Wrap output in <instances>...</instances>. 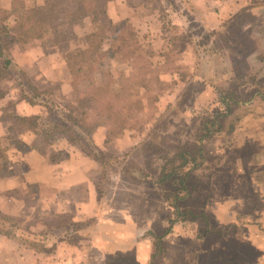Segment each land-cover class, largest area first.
Instances as JSON below:
<instances>
[{"label": "rangeland", "instance_id": "1", "mask_svg": "<svg viewBox=\"0 0 264 264\" xmlns=\"http://www.w3.org/2000/svg\"><path fill=\"white\" fill-rule=\"evenodd\" d=\"M190 3L202 7L206 2L205 0H110L107 5L109 17L114 22L129 19L144 57L138 63V66H135L132 70L129 69L127 62L118 59L106 60L104 68L111 71L117 81H119L120 74H123V79L119 82L122 91H125V95L128 96V92L134 91L127 101L116 105L114 108L117 111L124 105L125 110L121 111V114H124L128 111L129 106H133L134 102L131 101L140 99L143 109L141 111L129 110L127 113L129 130L118 139H110L109 143L104 142L102 151L96 146L95 141L98 134L100 140L105 139L104 128L97 129L89 136L75 128V132L77 131L79 134L78 141L75 144H70L65 139L60 138L46 147L45 155H41L45 158L46 163L50 164H56L66 159L69 156L67 149L61 151L53 149L58 141L64 140L70 145V150L71 148L78 149L80 152L97 159L103 165L104 171L107 170L106 173L102 174V182L104 183L100 187L101 199H105L110 192L114 191L116 188L115 178L117 184L123 182V185H121L127 187V190L128 185L132 184V190H135L140 186V181L143 182L148 179L156 185L157 196H161L164 203H167L164 196L171 195L174 188L169 183L160 185L155 182L164 164L162 157L164 155L171 157V155L181 151H191L192 149L194 151L195 146L198 144V137L205 133L202 131L204 122L216 120L223 128L227 115L216 118L217 115L226 113V107L222 101L227 100L229 110L233 109L238 101L234 94L235 89L244 82H253L256 78L252 73L255 71L254 67L249 66L250 60L256 59L258 63L264 61V24L261 28L252 30L249 34L241 35L234 28L235 24L230 25L231 20L229 19L225 20L226 26H223L222 30L214 29L212 28L214 27V19H210L203 14L192 15L189 12ZM262 6H264V3ZM246 20L252 21L250 18ZM241 21L244 22V20ZM253 21L258 25L259 21ZM207 24L211 29L208 26L204 28ZM73 32L75 37L71 38L61 55L69 84L73 87L75 83L74 85H78L82 89L86 84L84 75L88 73V68L85 64L77 63L69 56L65 57L64 54L73 51L74 47L82 46V36L89 32L88 20L76 26ZM149 53H153V56L151 57ZM160 53H162L161 57H159ZM67 65L71 67L73 72H69ZM11 68L12 66L7 72L8 78L2 82V85L6 86L9 93L12 92L15 100H17L18 91L22 89L29 93L27 88L31 83L21 72L17 74L15 70H10ZM128 71L131 73L130 78L127 75ZM144 71H147V73L143 75ZM255 74L257 73L255 72ZM141 77L146 79L147 88H145V91L140 87ZM156 78H158L160 85L156 83ZM97 82L99 81L97 80ZM260 85V92L263 90L260 93L262 95L264 93V81ZM56 88L57 86L54 83L39 89V92L50 90L49 95L37 99V105L48 110L47 116L41 118L44 121L43 123L47 125L64 122L66 118L61 108L72 101L74 96L73 90H71L69 98L61 96L56 92ZM200 91L201 93L197 95ZM15 93L17 94L15 95ZM28 95L31 96L32 94ZM157 95L159 96L158 100L154 102L152 99ZM42 102L44 104H40ZM217 102L224 107V110H218ZM51 104L57 105L52 108L54 109L52 111L48 109ZM212 105L215 108H211ZM11 108L12 102H9L5 105L4 110L16 115ZM87 118L86 122L88 123L95 121L93 112L89 113ZM3 122L6 125V134L0 141V150L4 149L10 168L13 163H11L12 158L14 159L12 155H15L16 152L24 154L31 149L20 138L22 134L28 132L27 130L22 129L23 127L18 124H14L9 131L8 127H11V122ZM231 125H233V120L230 123ZM214 129L215 127L212 128V130ZM214 134L203 141L204 161L202 167L191 173L188 181L190 196L179 203L183 211L193 212L195 215L204 214V207L210 196L212 197L211 202L217 203L220 199H223L222 197H226L225 195L232 194L231 191L226 189L221 191L217 186L216 190L211 188L213 179L210 170L219 162L218 158L210 153L213 148L211 147L208 151L209 147L206 143ZM123 138H125V141ZM118 140H122L121 148L116 144ZM124 142L128 145V149L119 152L121 149H125L122 146ZM20 149H23V151ZM153 149L160 152L156 154ZM195 154L197 161H199L198 153ZM210 154H212L211 158H206V155ZM54 157L57 160L51 162ZM206 162H208L207 165ZM119 170L124 174L122 178L117 172ZM212 176L214 177V175ZM51 194L50 191L37 185H27L26 187L22 186L5 191H3V187H0V207L12 200L19 201L21 205L20 216H9L16 219L15 223L8 222L6 226L0 224L2 233L9 231L10 228L13 229L11 231L12 236L8 238L9 241L5 245L0 242V245L5 246L3 249L7 253L15 251V256L9 257L13 264H35L34 260L30 258L29 251L31 250L34 252L39 251V253H41L40 251L45 252L46 257L44 255L38 258L37 264L149 263L151 255L154 253L153 244L151 251H148L149 259L147 263L143 254L133 258L127 255H118L112 258L107 255L100 258L98 254L96 255L95 252L90 250L94 244L90 234H86V232L90 233L93 230L92 227L96 225L95 220L79 223L74 222L69 215L60 216L52 213L50 215V212L45 211L44 207L45 204H48L45 199H50ZM143 194L141 193V195ZM125 195L124 193L119 197L115 196L117 198L114 200L117 203L113 202L111 204L113 209L116 207L117 211H128L120 204L121 198H128V194ZM139 199H141L140 195L138 196ZM147 200L144 201L143 197L144 205H146ZM98 202H100L101 208L109 206L107 200L99 199ZM211 204L210 213L212 214ZM126 206L128 207V204ZM3 216L8 215L0 211V217ZM156 216V222H150V227L158 231L160 226L157 220L161 219L162 212H156ZM189 223H194V225L190 227L186 224L184 230H196L197 240L204 237L206 233L221 236L222 229L213 228L211 225L210 227L207 226L203 218ZM257 230L264 242V222L257 225ZM1 237L3 236L1 235ZM61 243L63 245L57 248ZM98 245H100V242L95 244V248ZM200 245L188 241L181 246V250L176 243L172 242L168 246H170V255L174 258L171 261L168 260V254L167 260L162 257V261L159 263L155 261V264H205L204 255L198 253V249H201ZM230 246L231 244H225V248H230ZM192 249H195L194 255L190 254ZM231 249L234 250V248ZM18 250L25 252H20L19 257ZM83 250H86L87 254L85 256L82 255ZM226 250H224V253ZM208 251V254H216L221 264H240L236 261L235 256L234 259H229L219 253V249H215L210 240H208ZM175 255L178 261L175 260ZM258 255L264 260L263 248L261 254H251L255 258ZM222 257L225 260H222Z\"/></svg>", "mask_w": 264, "mask_h": 264}, {"label": "crops", "instance_id": "2", "mask_svg": "<svg viewBox=\"0 0 264 264\" xmlns=\"http://www.w3.org/2000/svg\"><path fill=\"white\" fill-rule=\"evenodd\" d=\"M11 1L0 0V6L8 9ZM24 1L26 5L32 6L42 5L46 0ZM205 2L207 4L205 3L202 7L190 3L189 12L192 15L203 14L214 19V27H212L214 29L222 30L223 26H226L225 20L229 19L231 20L230 25L235 24L234 28L241 35L249 34L264 24V6H262L264 0H205ZM247 18L252 21L246 20ZM253 20L259 21L258 25ZM207 26L208 24L204 28ZM88 33L86 32L85 35ZM84 36H82L81 45H83ZM9 56L13 64L10 70H15L17 74L21 72L38 91L55 83L56 92L66 98L70 97L72 86L66 78L67 72L63 57L56 48L44 49L39 43L25 47L14 44L9 50ZM249 66H253L255 69L252 72L256 77L255 80L244 82L235 89L234 94L238 100L236 105L228 111L222 130L212 135L206 143L209 147L208 151L211 147L213 148L210 153L217 157L219 162L210 170L213 179L211 188L216 190L217 186L221 191L226 189L232 193L225 195L226 197H222L223 199L217 203L211 202L212 197L210 196L204 207L207 226L211 225L213 228L222 229L221 236L206 233L204 237L197 240L196 230H184L186 224L191 227L194 223H176L171 232L163 238L164 248H166L165 260L168 259V254V260L171 261L174 258L170 255V246L168 245L174 242L182 250L181 246L189 241L193 244H201L198 253L204 255L205 264H221L216 254H208V240H210L215 249H219V253L225 255L226 258L234 259L235 256L236 261L240 264H264V260L259 255L256 258L251 256L253 253L261 254L262 248L264 251V242L257 230V225L264 222V93L260 94L263 92V90L260 92V84L264 81V61L258 63L256 59H252ZM200 93L201 91L197 95ZM9 102H12V112L21 117L45 118L48 113L45 107L15 100L12 92L9 93L0 100V141L6 134V125L1 120V110H4L5 105ZM217 105L219 106L218 110H224V107L218 102ZM211 108H215V106L212 105ZM232 120L233 125L230 126ZM20 138L31 150L24 154L16 152L15 155H12L14 159L12 158L11 163H13L10 169L13 174L0 179V187H3V191L27 185L42 187L52 193L50 199H45L48 204H45L44 207V210L50 212V215L51 213L60 216L69 215L74 222L79 223L95 220L96 225L92 227L93 230L86 234H90L94 244L90 250L96 255L98 254L100 258L107 255L111 258L118 255H127L133 258L143 254L147 263L148 251H151L154 236L163 233L168 226V221L173 218L172 208L164 203L161 196H157L158 192L155 191L156 185L153 181L148 179L140 181V186L135 190H132V184H130L127 190V187H122L123 182L117 184L115 178L116 188L105 199H101L100 187L104 183L102 174L107 170L104 171L103 165L97 159L78 149L71 148L70 150V145L61 140L53 146V149L60 151L67 149L69 156L56 164L46 163L45 158L33 149L36 139L34 133L25 132ZM123 139L125 141V138ZM104 142L105 139L100 140L98 134L95 144L101 151L104 149ZM121 142L122 140L116 142L119 148H121ZM226 142L227 144H225ZM122 146L125 149H121L119 152L128 149L125 142ZM212 154L206 155V158H211ZM207 164L208 162H206ZM206 171L208 172V170ZM117 172L121 178L124 176L122 171ZM123 192L126 194L125 196L128 194V198H121L120 204L128 211H117L116 207L113 209L111 204L116 202L114 199L124 194ZM141 193L144 194L141 195ZM139 195L141 199L138 200ZM143 197L144 201L148 199L146 205L143 204ZM99 199L107 200L109 206L101 208ZM210 204L212 214L210 213ZM20 210V202L16 200L7 202L0 207L3 214L13 217L20 216ZM156 212H162L161 219L157 220L160 226L158 231L150 227V222H156ZM46 214L48 215V213ZM3 237L0 235V242L5 245L9 239ZM97 242H100V245L95 248ZM225 244H231L230 248H225ZM62 245L63 243L57 248ZM4 247L0 245V264H13L9 257L15 256V251L7 253L3 249ZM224 250H226L225 253ZM20 252L24 253L25 251L18 250L19 257ZM29 252L30 258L34 260L35 264H37L38 258L45 255V252L42 251H40L41 253L32 250ZM191 253L194 255L195 249H192ZM86 254V250H83L82 255ZM175 260L178 261L176 255ZM222 260L225 259L222 257ZM155 261L159 263L162 258Z\"/></svg>", "mask_w": 264, "mask_h": 264}, {"label": "trees", "instance_id": "3", "mask_svg": "<svg viewBox=\"0 0 264 264\" xmlns=\"http://www.w3.org/2000/svg\"><path fill=\"white\" fill-rule=\"evenodd\" d=\"M109 2L110 0H46L42 5L28 6L24 0H12L8 9L0 6V100L9 93L8 88L2 85V82L8 78L7 72L12 66L9 50L14 44L25 47L39 43L44 49L56 48L61 53L71 38L75 37L73 29L76 26L83 24L85 20H88L90 25V32L83 37V45L64 54L65 57L69 56L77 63L85 64L88 73L84 75L86 82L84 88L81 89L74 83L72 101L61 108L66 118L63 123L47 125L39 117H20L1 110V120L9 121L12 124L11 127H8L9 131L14 124H18L23 127L22 129L34 133L36 139L33 148L41 155H45L46 147L60 138L70 144H75L79 137L77 131L75 132L76 129L89 136L97 129L104 128L105 143H109L110 139H118L130 128L127 125L129 110L141 111L143 109L140 99L131 101L134 102L133 106L126 108L128 111L124 114H121V111L125 110L124 105L117 111L114 108L127 101L134 91L128 92V96L125 95L119 82L123 79V74H120L119 81H117L111 71L104 68L106 60L118 59L127 62L129 69L132 70L144 57L129 19L113 22L108 16L107 5ZM149 55L152 57L153 53H149ZM161 56L162 53L159 54V57ZM67 68L71 73V67L67 65ZM129 71L127 72L128 78L131 75ZM146 73L147 71H144L143 75ZM97 77L98 79H96ZM141 82L140 87L145 91L147 88L146 79L141 77ZM156 83L160 85L158 78H156ZM27 90L29 93L21 89L16 94L18 100L30 105H37V99L50 94L49 89L39 92L31 84ZM158 97L157 95L152 100L157 102ZM222 103L226 107V113L219 114L216 118L225 117L229 111V102L224 100ZM55 106L57 105L51 104L48 109L52 111ZM92 112L95 121L88 123L86 122L87 117ZM213 127H215L214 130H212ZM221 128L216 120L204 122L202 131L205 133L198 137V144L194 151L193 149L181 151L171 157L168 155L162 157L164 164L155 182L160 185L169 183L174 188L171 195L164 196L172 208L173 218L168 221V226L161 235L154 236V253L151 255L149 264H155L156 259L164 257L163 238L171 232L174 224L193 222L199 218L205 219L207 223V217L204 214L195 215L193 212L183 211L179 203L190 196L188 181L191 173L202 167L204 161L203 141L211 134L220 132ZM17 144L19 143L17 142ZM2 150H0V179L13 174L9 168L5 151ZM20 150L23 151V149ZM153 151L156 154L160 152L156 149ZM195 153H198L199 161H197ZM56 160L57 158L54 157L51 162ZM15 221L16 219L13 217H0V224L5 226L8 222L15 223ZM12 230L10 228L4 233L0 231V235L10 238Z\"/></svg>", "mask_w": 264, "mask_h": 264}]
</instances>
